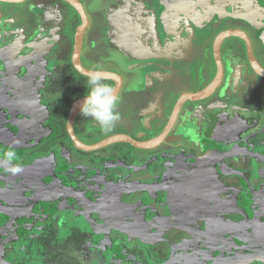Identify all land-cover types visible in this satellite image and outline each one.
Segmentation results:
<instances>
[{
  "label": "flooded vegetation",
  "instance_id": "obj_1",
  "mask_svg": "<svg viewBox=\"0 0 264 264\" xmlns=\"http://www.w3.org/2000/svg\"><path fill=\"white\" fill-rule=\"evenodd\" d=\"M92 1L80 0L88 16V25L83 33L80 60L85 68L91 70L110 71L109 68L116 70L115 67L119 61L120 65H127V62L119 59L114 62V57L117 59L114 47L116 45L118 48L125 46L126 53H122V57L125 55L134 56L136 67L142 76L153 75L151 72L153 68L158 79L162 72H165L166 76L173 74L178 79L180 72L186 69L193 70V66L197 68L199 64L187 65L183 62L187 60L186 57L179 56L177 50L185 53L186 48L195 47L205 55L203 61H206V64V55L211 54L213 59L208 64L214 65L215 70L212 75V79H214L218 71L214 54V42L217 35L228 29H238L242 30L246 37L230 35L222 40L220 45L223 69L222 82L209 96L203 99L185 100L180 106L174 125L157 144L143 148L129 143H115L92 151H83L75 146L67 132V119L72 104L58 101L49 92L51 89L59 87L57 83L59 77L56 72L61 69L60 59L53 55L47 57L46 60H39L40 45L33 44L30 40L17 39L13 29H9L7 17L4 16L5 10L0 11V126L4 130V134L0 131V140L6 141V146L15 145L16 152L19 151L18 159L23 169L21 173L12 176L5 172L3 164H0V205L15 208L26 206L33 200L36 190L54 181L57 183L56 188L58 190H56L57 192L49 191L45 194V196L48 193H51L52 196L55 194L57 195L56 198L36 201L29 211H25L20 216L8 215L0 211V228L3 229L1 233L4 243L12 240L14 242L16 237L12 239V236L22 231V228L27 224H31L34 228L39 225H46L41 233L46 234L48 229H54L56 230L54 234H56L58 230H64L79 223L82 219L78 215L81 213L80 211L86 212L82 214H87V221H84L87 224H92L99 217L97 209L100 206L121 193L129 192L128 189L111 194L104 198L97 208L84 209L76 203L65 188L73 190L88 202H95L104 193L122 185L135 187L154 185L153 188H143V190H154V193H158V202L160 203L167 198L166 196H171V192L183 186L188 187L187 193H192L193 181L191 176L197 168V165L194 164L197 158L192 156L200 150L205 151L211 147L210 150L217 149L219 153L217 157L219 158L199 159L200 162H207L209 166L213 167V169L203 172V177L207 181L204 191L207 192L215 181L218 189L223 187V190L229 192L234 189L235 194L227 192L224 198L230 200L236 197L237 208H233V212L244 215L243 219L247 218L248 222L245 223H248L246 225L250 229L249 239L252 242H260L257 246L247 242L242 247L244 246L243 248L248 254L260 247L264 250V234L256 233L259 228L258 225L264 222V185H257L261 184L258 181L261 171L256 170L264 168V76L256 73L252 68L248 49L249 44L254 58L264 69V0H245L247 5L244 6V9L245 11L249 9L251 15L237 16L239 20H235L236 22L230 21L229 17L224 18V20H215L213 16L218 14L217 11L213 12L211 17L206 14L201 17L195 12V14L191 13L192 8H188L187 13L182 14L181 11L177 15L174 12L176 6L173 7L172 0H118V2L110 0L109 6L111 8L107 11L106 19L110 14L109 17H112V21L109 19L105 21V34L107 40L110 41V49L105 56H101L102 60L91 68L90 64L88 66L85 63V52L87 48L89 49L88 45L96 47L102 46L106 42H102L104 39L94 35V33L90 36V33L86 32L93 18L97 19L94 16L92 18L90 14L91 7H96V2ZM198 1L201 3V8L207 7L208 11V0H186V4L191 6L195 5L192 3ZM89 3L90 7H88ZM8 4L11 3L0 2V6H5L6 10L10 9ZM41 4L45 6L48 4L49 6L51 0L49 3L41 1ZM117 5L122 8V13L119 16L116 9ZM113 7L114 9H112ZM75 12L77 13L76 10ZM47 13L50 20L60 21L62 19L59 10H56L55 16L51 12ZM78 17L80 26L79 14ZM210 19L212 20L211 23H217L216 26L219 28L212 36H210V30H214L215 26L210 25ZM77 26L73 33V44H75L76 32L79 27ZM180 28L182 31H179ZM137 31L138 34H136ZM50 32L49 30L43 31L37 38L42 40L43 36ZM131 37L140 40L139 45H143L144 48L150 49V47L153 48L154 45H158L160 52L154 50L152 53H158V56H140L141 53L140 55L136 53L138 56L136 57V55L130 54L127 40L130 41ZM16 43L20 50L16 56H10L8 50ZM50 43L54 44L55 41L48 42L46 45L50 46ZM73 44L69 48L70 61L68 65L79 73L72 63ZM166 44L170 45L171 49H167ZM3 50L5 51L1 54ZM168 51L172 53L167 58L168 62L164 63L163 56ZM223 52L226 53L225 57ZM20 59H24V61L21 62ZM95 59L96 57H94ZM176 60L179 64L177 67L172 64ZM150 64L153 66L151 67ZM130 67L135 69L134 64ZM209 67L207 66V70ZM120 76L122 77V74ZM212 79L207 84L195 85L197 89L194 91H180V89H176L174 82V89L167 90L166 87H159L158 82L160 80H152L153 83H151L146 78L144 92L137 90L138 96L131 97V100L126 101L127 103L132 101L133 106L129 107L123 102L121 103L125 110L120 112L121 121L116 123L112 131L105 134L92 119L82 116L79 110L74 118L73 132L80 143L87 145L95 144L114 134H126L137 141L155 138L164 131L180 96L185 92H197L203 89L212 82ZM103 80L113 88L116 86L114 80ZM125 81L122 77L117 101L122 96L121 92L124 89ZM164 92L173 94L174 99L170 101L163 96V104H160V93L165 95ZM222 94H224L223 97L220 96ZM79 98L81 97H75L73 101ZM124 98L126 100L130 98V95H124ZM3 110L4 112H2ZM183 112L186 120L194 119L195 122L202 120L200 123V127L201 124L202 127L199 131L200 138L203 140L202 143L187 144L181 140H168L170 132L176 127ZM19 125L22 129L17 127ZM6 136L7 138H4ZM21 144L25 146H21ZM116 144L128 148L131 146L130 149L135 148L133 153L130 152L128 158H123V164L119 159L112 157L111 146ZM164 144L170 146L167 153L161 149ZM178 146L181 151H184V155H176L175 149ZM240 152L245 154L244 159L232 157V153L238 155ZM221 153L224 155L220 158ZM36 155L40 156L34 157ZM248 156L250 161L254 157L258 158L257 160H260L259 163L262 164V167L256 166L255 172L254 170H247L246 168L251 167L250 161L247 159ZM28 158L30 159L28 160ZM189 162L190 164H188ZM225 165L227 166L225 167ZM37 177H42V179L38 180ZM219 181L225 182L219 183ZM186 197L191 198L190 196ZM17 200L24 201L18 202ZM224 208L226 211L231 210L227 207ZM36 209L40 211L38 215L42 216V223L38 224L37 221L35 225L32 224L33 220L32 222L27 220L21 226V222L28 219L29 215L35 219L33 211ZM170 209L172 210L174 207ZM215 214L219 215V213ZM205 221L207 224H212L208 219ZM240 224L245 225L244 222ZM252 229H254V233ZM25 231L24 234L21 232L20 238L27 236L28 231ZM38 237L35 234V244L39 242ZM45 240L47 241V238ZM232 243L234 248L237 243L234 240ZM242 243V241H238L239 246ZM17 256L23 257L17 250L11 248L10 243L0 244V264H5L1 258H18ZM32 256L17 264H28L31 261L30 258H35Z\"/></svg>",
  "mask_w": 264,
  "mask_h": 264
},
{
  "label": "rangeland",
  "instance_id": "obj_2",
  "mask_svg": "<svg viewBox=\"0 0 264 264\" xmlns=\"http://www.w3.org/2000/svg\"><path fill=\"white\" fill-rule=\"evenodd\" d=\"M41 1L49 3V0H26L20 5L8 4V8L21 18L20 23L22 29H19V32H21L22 38L26 41L30 40L33 44L40 45L39 60H46L47 57L53 55L60 59L61 69L59 72H56L59 77L57 80L59 87L51 89L49 92L50 95L58 101L64 103L68 102L67 104H70L75 97L85 96L87 92L85 86L86 81L84 77H82L83 75L75 72L73 68L68 65L70 61L69 48H71L74 43L73 33L75 27L77 25L79 26L80 19L75 10L62 0H51L49 6L48 4L47 6L41 4ZM116 1L118 2V0ZM208 1V11L207 7L204 8L203 6L201 8L200 1L192 3L195 4L191 5L192 7L188 3L186 4V0H172V3L173 7L176 6L174 12L177 15H179L181 11L183 12L182 14L187 13L188 8H192L191 11L189 9L191 13H196L201 17L205 14L211 17L213 15L212 13L217 11L218 14H214L213 16L215 20H224V18L229 17L230 21L236 22L235 20H239L237 16L244 17L251 15L249 9L246 11L244 9V6L247 5L245 0ZM92 2H96V7H91V11H89L91 17L93 18L94 16L97 17V19L93 18L86 32H89L90 36L94 33V35L104 39L102 42H106L103 43L102 46L92 47L88 45L89 49L87 48L85 52V63L88 66L90 64L92 66L91 68H93V65L100 62L102 60L101 56H105L110 49L111 44L110 41L107 40L105 34V21L107 19L112 21V17H109L110 14L106 19V15L108 14L107 11L111 8L109 6V3H111L110 0H93ZM217 4L219 5L217 6ZM88 7H90V3ZM112 9H114V7ZM116 9L118 10L117 14L119 16L122 13V8L117 5ZM56 10H59L62 15L60 21L50 20L48 18L49 14L47 12H51L52 15L55 16ZM20 12L23 16H20ZM211 21L210 19V25L212 27L215 26V29L210 30V36L214 35L219 29L216 26L217 23H211ZM197 25L199 24L197 23ZM46 30L51 32L45 34L43 39L39 40L37 37ZM179 31H182V28H180ZM128 34L130 33L128 32ZM136 34H138V31ZM51 41H55V43H50V46H47L46 43L48 44V42ZM127 41L129 53L136 55V57H138L136 53L139 55L141 53L140 56H158V53H152L154 50L160 52L158 45H154L153 48L150 47V49L144 48L143 45H139L140 40H136L135 37H131L130 41L129 39ZM114 47L117 54V59L113 56L114 62L119 59L128 63L127 65H120L119 61L115 67L116 70L109 68L111 72L122 74V77L126 80L124 82V89L121 92L122 96L118 99L117 108H119L122 102L126 106H133L132 101L128 103L126 101L131 100V97L138 96V91L142 90L141 92H144L146 78L149 79L151 83H153L152 80H160L158 82L159 87H166L167 90L174 89L173 84L175 83L177 90L194 91L197 89L195 85H204L210 82L215 70L213 64H208V62H211L213 59L211 54L209 53L208 56L206 55V64V61H203L205 55L200 50L192 47L190 49L186 48L185 53H181L180 50H177V53L179 56L186 57L187 60L183 62L187 63V65L199 64L197 68L193 66V70L186 69L180 72L178 79L177 76L173 74H170V76L168 74V76H166L165 72H162L158 79L156 78L155 69L153 68L151 69L153 75L148 74L142 76V73L138 72L136 61L133 59L134 56L125 55L122 57V53H126L125 46L118 48V46L116 47L115 45ZM138 48H140V50H138ZM182 51L184 52V49ZM223 53L225 57L226 53ZM94 57H96L95 60ZM132 64H134L135 69L130 67ZM172 64H174L175 67L179 65L177 60ZM150 65L151 67L153 66L152 64ZM207 66H210L209 70H207ZM164 93L165 95L160 93V104H163V96L170 99V101L174 99L173 94H169V92ZM124 95H130V98L124 100ZM220 96L223 97L224 94ZM124 105L122 107L121 104L119 112L125 110ZM2 112H4V110ZM184 114V112L181 114L176 127L170 132L168 140H181L185 141L187 144H194V142L202 143L203 140L200 138L199 133L202 127V124L200 127L202 120L200 119L198 122H195L194 119L186 120ZM0 131L1 133L4 132L1 126ZM4 138H7V136ZM6 143V141L0 140V148L7 147ZM22 145L25 146L24 144H21V146ZM111 147L110 148L115 153L112 152V157L119 159L122 164L123 158H128L130 152L133 153L135 150L134 147L130 149L131 146L128 148L120 146L119 144ZM169 147V145L164 144L161 149L167 153L169 152ZM180 149L179 146L175 149L176 155H184V151ZM210 149L211 147H208L205 151L200 150L192 156L193 158H197L195 159L196 163L194 162V164L197 165L196 172L191 176V180L193 181L192 193H187V190L189 191L188 187L183 186L171 192V196L168 194L169 196H166L167 198L160 203L158 202L159 195H157L158 193L156 192L154 193V190L147 191L139 189L136 191L124 192L111 198L100 206L97 209L99 217L97 221L92 222V224H87V222L84 221L86 220L87 214H82L84 211H80L81 213H78V215L83 220L80 219L79 223L74 226H70L64 230H58L56 234H54L56 231L54 229H48L47 232L45 230L46 234L41 233L43 232L41 230H44L46 225H39L37 228H34L31 224H27L28 226L25 225L22 231L12 236V239L16 237L14 242L12 240L5 243L3 241L4 238L1 233L3 229L1 227L0 244L6 245L10 243L11 248H14L19 253L22 251L21 254H26L27 258L31 255L35 256V258L33 256V258H30L31 261H29L28 264H264V250L262 247L257 248L249 254L243 248L244 246L242 247V245H245L247 242H251L256 246L260 242H252L249 239L248 233L250 229L248 225H246L248 223H245L248 222L247 218L245 217V219H243L244 215L233 212L232 209L235 207L237 208V204H235L236 197L230 200L227 198L225 199L224 196H226L229 191L223 190V187L218 189L216 187V181L211 184L207 192L204 191V186L207 184V181L203 177V172L205 173L213 169V167L209 166L207 162H200L199 159L219 158L217 157V155H219L217 149ZM18 153L19 151H17V154ZM232 154L233 158H245V154H242V152L238 155H236V153ZM223 155L224 154L221 153L220 158L221 156L223 157ZM247 159L249 160V156ZM257 159L258 158L254 157L251 161L249 160L251 167L246 169L250 171L254 170L255 172L256 166L262 167V164L259 163L260 160ZM190 162L188 164H190ZM28 165L31 167L29 163ZM226 166L227 165H225V167ZM256 170L261 171L259 172L260 176L258 179L261 184L259 183L257 185H264V168L262 167ZM37 179L40 180L42 177H37ZM220 182L225 181H219V183ZM233 191L234 189L229 193L235 194ZM186 196H190L191 198ZM17 201L23 202L24 200ZM173 207L174 209L171 210L170 208ZM224 207L231 210L226 211ZM39 213V210H34L33 215L35 214V219L29 215L28 219L21 222V226H23L27 220L29 222L33 220L32 224L35 225L37 221L38 224L42 223V216L38 215ZM97 213L95 212L96 217ZM215 213H219V215ZM95 214L93 213V216H95ZM205 219L211 221L212 224H207ZM258 221L263 222L262 220ZM242 222H244L245 225H241L240 223ZM258 227L256 233L264 234V222L259 224ZM25 230L28 231L27 236L20 238L21 232L24 234L26 232ZM252 232H255L254 229H252ZM35 234L39 236V242L36 244L34 243ZM233 240L237 243L234 248L232 245ZM238 241L243 242L241 246L238 245ZM17 257L18 258H1V260H3L5 264H17L25 259L23 257Z\"/></svg>",
  "mask_w": 264,
  "mask_h": 264
},
{
  "label": "water",
  "instance_id": "obj_3",
  "mask_svg": "<svg viewBox=\"0 0 264 264\" xmlns=\"http://www.w3.org/2000/svg\"><path fill=\"white\" fill-rule=\"evenodd\" d=\"M24 1L25 0H0V2H3V3H22ZM63 1H65L71 7H73L77 11V13L79 14V16L81 18V24L77 28L76 37H75V44H74V49H73V54H72V63L74 65V68L82 75H84L85 73H87V74L99 73L102 75L103 79L114 80L116 82V86L114 87V90H115V94L117 97V94H118V91L120 88V84L122 83V77L120 76V74H118L116 72H111V71L87 69L81 64L80 52H81V48H82L83 33L86 30V27L88 25V16L85 12L83 4L80 2V0H63ZM230 35L246 37L245 33L242 30H238V29H234V30L228 29V30H225L223 32H220L217 35L215 42H214V54H215V59H216V63L218 66V71H217L215 78L212 80V82L209 85L205 86L203 89H201L197 92H185L180 96V98L177 101L176 107H175L164 131L160 135H158L155 138L146 140V141H137V140L131 138L130 136L126 135V134H114V135L106 137L105 139H103V140H101L95 144H90V145L82 144L79 142V140L77 139L76 135L73 132L74 118H75L76 114L78 113V111L80 109V104L82 103V101L84 99V97H81V98H79L73 102V104L70 108V111H69L68 119H67V132L70 135L75 146L78 149L83 150V151H92V150L102 148V147H105L107 145H111V144H115V143H129L133 146L143 147V148H149V147L157 144L160 140H162L164 138V136L169 132V130L174 125V122L176 121L180 106L182 105V103L185 100L196 101V100L203 99V98L209 96L220 85V83L222 82V79H223V69H222V62H221V58H220V45H221L222 40L226 36H230ZM248 49H249V56H250L252 68L255 70L256 73L264 76V69L258 64L256 59L254 58L249 44H248ZM17 127L19 129H22V127L20 125ZM56 185H57V183H56V181H54L53 183H50L49 185L42 186L41 188L36 190V192L33 196V200L26 206L15 208V207H11V206L0 205V211L6 213L8 215L20 216L25 211H29L34 206V203L36 201H45V200H51V199L56 198L57 195L53 194V196H52L51 193H48V195L45 196V194H47V192H49V191L50 192L56 191L57 190ZM136 187L132 186V185L116 186L113 189H111L110 191L104 193L103 196L95 202H88L87 200L83 199L79 194H77L76 192H74L71 189L65 188V190L66 189L68 190L69 195L82 208H84V209L93 208L94 209L100 205L101 201H103L104 198H106L107 196H109L111 194H116L118 192L128 190V189H129V191H131L134 189L136 190V189H141V188L142 189L143 188H145V189L153 188L154 185H141V186H136Z\"/></svg>",
  "mask_w": 264,
  "mask_h": 264
},
{
  "label": "clouds",
  "instance_id": "obj_4",
  "mask_svg": "<svg viewBox=\"0 0 264 264\" xmlns=\"http://www.w3.org/2000/svg\"><path fill=\"white\" fill-rule=\"evenodd\" d=\"M82 77L86 81L87 92L80 104V114L92 119L107 134L121 119L115 90L104 82L99 73H85ZM0 164H3V170L9 175L15 176L22 172V165L14 144L0 148Z\"/></svg>",
  "mask_w": 264,
  "mask_h": 264
},
{
  "label": "crops",
  "instance_id": "obj_5",
  "mask_svg": "<svg viewBox=\"0 0 264 264\" xmlns=\"http://www.w3.org/2000/svg\"><path fill=\"white\" fill-rule=\"evenodd\" d=\"M26 1V0H25ZM24 1V2H25ZM23 3V2H22ZM3 5V4H2ZM5 5V4H4ZM18 5H20V4H18ZM21 7V6H20ZM7 8H5V6H0V11H4V16L6 15V20H7V22H8V25H10V27H9V29H13V32H14V34H15V37L17 38V39H23L22 38V36H21V33L19 32V29H21V23H20V21H21V19L19 18V15H16L15 14V12L14 11H11V9H8V10H6ZM14 12V13H13ZM12 19H14L12 22H11V20ZM15 31H18V32H15ZM22 46V45H21ZM166 46H167V49L168 48H170L171 49V46L170 45H167L166 44ZM20 50V48L18 49V45H17V43L14 45V46H12L11 48H9V55L10 56H16L17 54H18V51ZM4 51L5 50H3V51H1V54L2 53H4ZM172 52L171 51H168V53L167 52H165V54H164V56H163V60H165V61H163L164 63H167L168 62V60H167V58H169L170 57V54H171ZM146 59V58H145ZM158 60H160L159 58H158ZM20 61L21 62H23L24 61V59H20ZM20 61L18 60V62L20 63ZM161 61V62H162ZM70 104H72V102L70 103ZM37 152H38V150H37ZM41 155V154H40ZM40 155H36V156H34V157H38V156H40ZM30 158H28V160H29ZM32 159V158H31ZM18 252V251H17ZM20 255H22L21 254V252H20ZM25 255V256H24ZM31 257V256H30ZM23 258H27V256H26V254H23Z\"/></svg>",
  "mask_w": 264,
  "mask_h": 264
}]
</instances>
